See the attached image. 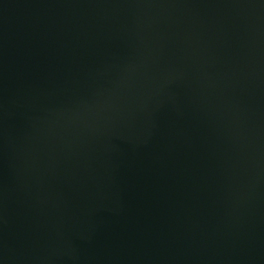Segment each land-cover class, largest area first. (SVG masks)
<instances>
[{"label": "water", "instance_id": "water-1", "mask_svg": "<svg viewBox=\"0 0 264 264\" xmlns=\"http://www.w3.org/2000/svg\"><path fill=\"white\" fill-rule=\"evenodd\" d=\"M0 264H264V0H0Z\"/></svg>", "mask_w": 264, "mask_h": 264}]
</instances>
